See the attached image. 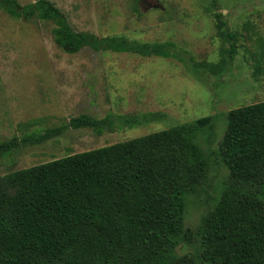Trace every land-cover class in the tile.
<instances>
[{
	"label": "trees",
	"instance_id": "trees-1",
	"mask_svg": "<svg viewBox=\"0 0 264 264\" xmlns=\"http://www.w3.org/2000/svg\"><path fill=\"white\" fill-rule=\"evenodd\" d=\"M0 7L13 18L53 21L55 42L68 53L89 46L176 58L201 80L228 67L225 59L196 60L173 41L78 31L51 0L24 5L0 0ZM213 13L218 33L232 40L233 53L236 33L227 29L222 12ZM258 56L264 57V40ZM163 116L83 113L68 124L1 141L0 156L54 138L67 127L103 133L117 122L132 127ZM216 121L215 115L201 116L0 175V264H195L180 250L193 240L205 264H264V100L230 109L213 147ZM214 159L229 176L193 230L186 226V213L191 198L209 185Z\"/></svg>",
	"mask_w": 264,
	"mask_h": 264
},
{
	"label": "rangeland",
	"instance_id": "rangeland-1",
	"mask_svg": "<svg viewBox=\"0 0 264 264\" xmlns=\"http://www.w3.org/2000/svg\"><path fill=\"white\" fill-rule=\"evenodd\" d=\"M17 1L24 5L36 0ZM51 1L78 31L149 42L173 41L196 60L225 59L228 67L218 76L206 73L201 80L176 58L89 46L68 53L55 42L53 21L13 18L0 7V142L68 124L83 113L94 117L145 112L164 115L132 127L117 122L103 133L90 127H67L54 138L21 145L0 156V175L206 115L217 118L215 147L230 109L264 100V57L258 56L264 40V0ZM214 11L222 12L227 29L236 33L233 53L232 40L218 33ZM228 176V168L214 159L209 185L191 198L187 227L199 228ZM180 250L193 256L195 264H205L196 240Z\"/></svg>",
	"mask_w": 264,
	"mask_h": 264
}]
</instances>
